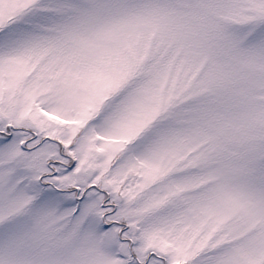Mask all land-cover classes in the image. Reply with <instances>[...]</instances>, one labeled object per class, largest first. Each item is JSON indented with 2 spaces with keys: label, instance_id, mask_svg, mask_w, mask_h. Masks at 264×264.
<instances>
[{
  "label": "snow or ice",
  "instance_id": "snow-or-ice-1",
  "mask_svg": "<svg viewBox=\"0 0 264 264\" xmlns=\"http://www.w3.org/2000/svg\"><path fill=\"white\" fill-rule=\"evenodd\" d=\"M0 264H264V0H0Z\"/></svg>",
  "mask_w": 264,
  "mask_h": 264
}]
</instances>
